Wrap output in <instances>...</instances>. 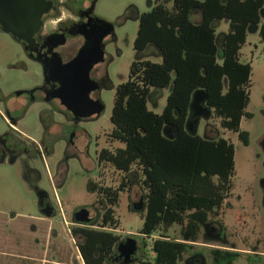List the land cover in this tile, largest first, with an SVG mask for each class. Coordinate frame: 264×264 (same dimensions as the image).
I'll return each instance as SVG.
<instances>
[{
  "label": "trees",
  "instance_id": "16d2710c",
  "mask_svg": "<svg viewBox=\"0 0 264 264\" xmlns=\"http://www.w3.org/2000/svg\"><path fill=\"white\" fill-rule=\"evenodd\" d=\"M194 10L200 21L192 19ZM264 0H173L170 8L155 0L138 18L133 47L157 49L160 62L139 59L130 65L128 79L119 84L110 120L112 141L124 144L98 152L99 163L124 173L118 188L98 186L102 217L97 227L73 226L71 234L84 264H112L120 235L114 205L120 191L131 189L130 172L141 171L145 191L143 227L146 237L162 230L152 243L153 258L118 264H182L190 241L198 239L201 224L217 215L233 188L235 148L224 137H202L187 128L194 92L207 93L206 105L223 128L238 132L244 144L249 133L240 130L250 101L251 63L240 60L248 31L257 26L264 43ZM226 21L227 32L217 25ZM264 53V46H263ZM169 89L161 113L148 107L152 89ZM180 226L181 240L167 235ZM145 243V242H144ZM234 256L225 257L230 264Z\"/></svg>",
  "mask_w": 264,
  "mask_h": 264
},
{
  "label": "rangeland",
  "instance_id": "374dc122",
  "mask_svg": "<svg viewBox=\"0 0 264 264\" xmlns=\"http://www.w3.org/2000/svg\"><path fill=\"white\" fill-rule=\"evenodd\" d=\"M170 8L173 0H162ZM155 0H95L93 14L108 29L105 44V62L97 66L99 72H108L110 83L104 85L99 95L103 102V112L94 119L82 120L79 125L71 128L64 119L57 122L64 125L63 132L55 141L54 150L47 158V171H42L40 186L45 189L57 208L56 217L37 220L33 217L42 216L35 203V192L23 177L24 164L13 166L0 165V213L3 218L15 213L19 218L13 224H3L0 221V251L10 255L0 256V264H30L27 258L34 254L33 264H42L37 259L46 258L45 264H84L76 247L77 239L72 236L73 226L97 227L102 216V209L97 203L98 186L118 188L124 173L116 170L110 163H99L98 152L107 148L114 151L124 144L112 141L110 133L113 124L110 120L114 104L116 88L128 79L131 63L138 55L141 59L160 62L155 47L140 53L133 47L138 29V16L149 11ZM200 14L195 12L192 19ZM219 34L227 32L226 21L217 25ZM264 43L256 32L248 31L247 39L240 50V60L249 61L252 71L250 76V101L246 111L252 117L244 116L240 130L249 133V144L245 145L239 138L238 132L223 128L221 119L211 111L210 116H201L196 122L195 133L202 137H224L233 143L235 148V171L232 178L233 188L226 201L218 208V218L230 228L236 229V215L242 209L255 211L260 227L263 243L260 251L264 252V210L260 208L264 194V152L262 140L264 138ZM140 53V54H139ZM25 61V66L19 61ZM41 73L37 65L28 62L20 47L11 38L0 32V88L4 93L18 89L22 85L40 83ZM169 89H152L148 97V107L155 113H161L166 104ZM28 134L36 136L40 131L36 107L27 119ZM3 122L0 118V127ZM74 133L73 143L69 136ZM131 189L120 191L119 200L114 205L115 216L119 220V227L115 233L120 235V241L128 237L135 239L139 248L135 259L153 258V240L162 234V230L146 237L140 234L143 227V212L132 210L133 204L143 202L145 191L140 184L141 171L133 167L130 172ZM93 188V190H92ZM82 209H88L97 214L98 220L90 225H83L73 221L74 214ZM32 218H31V217ZM250 217V216H249ZM35 219V220H34ZM180 226L169 228L167 235L171 238L182 239ZM259 236V233L257 237ZM145 242V243H144ZM222 246L214 241L201 243ZM118 247V246H117ZM116 247L112 264L122 261ZM243 247V246H240ZM208 247H205V249ZM207 249L203 252L206 254ZM187 254H185L186 256Z\"/></svg>",
  "mask_w": 264,
  "mask_h": 264
},
{
  "label": "flooded vegetation",
  "instance_id": "af4514ba",
  "mask_svg": "<svg viewBox=\"0 0 264 264\" xmlns=\"http://www.w3.org/2000/svg\"><path fill=\"white\" fill-rule=\"evenodd\" d=\"M50 1L52 5L43 11L31 35L19 34L18 27L15 32H7L0 22V32L11 38L22 50L24 58L37 65L41 73L40 83L22 85L8 93L0 88V118L3 122L0 127V165L24 164L23 177L35 192V203L42 214L33 218L41 220L56 217L57 214V208L48 192L40 186L42 171H47V158L54 150L57 136L64 130V125L58 123L57 119H64L74 128L82 120L97 118L104 109L100 113L96 112V106L103 105L99 93L104 85L110 83L108 72L101 73L97 69L100 63L105 62L104 40L109 31L93 14L95 0ZM87 39L92 41L87 56L90 61L97 62L93 63L89 71V82L86 84L90 90L88 108L84 110L80 99L76 104L67 101L66 90L62 87L65 86L64 65L78 55ZM151 47L154 46L139 52L143 53ZM139 59L140 55L136 60ZM19 64L26 65L24 60L19 61ZM35 107L40 131L33 136L23 128H27L26 119ZM74 136L72 133L68 137L70 143H73ZM248 144L249 140L245 145ZM261 146L264 152V138ZM260 208L264 210V194ZM252 209V212L250 209H241L237 213L236 229L233 232L214 216L203 222L198 239L189 242V251L182 256V264H221L229 256H234L230 264H264V252L259 250L263 243L260 231L262 226L255 214L259 208L252 206ZM93 216L91 223L99 219L97 214ZM18 219L15 213L5 219L0 213L3 224H13ZM201 240L218 242L222 246L201 243ZM205 247H208L206 254L203 252Z\"/></svg>",
  "mask_w": 264,
  "mask_h": 264
},
{
  "label": "water",
  "instance_id": "95a60500",
  "mask_svg": "<svg viewBox=\"0 0 264 264\" xmlns=\"http://www.w3.org/2000/svg\"><path fill=\"white\" fill-rule=\"evenodd\" d=\"M51 5L50 0H0V22L7 32H15L18 27L19 34L28 33L26 35H31L39 24L43 11H46ZM91 44L92 41L87 39L78 55L64 65L65 86L62 89L66 90L67 101L76 104L80 99V105L84 110L88 108L90 90L86 84L89 82V71L93 63L97 62V60L90 61L87 56ZM207 98V93L203 89L196 90L192 96L187 128L194 134L198 118L200 116L208 117L211 114L210 108L206 105ZM102 109V104L96 106L97 113H100ZM194 119L195 121H193ZM132 210L136 212L143 210V203H134ZM47 215L50 214L47 213ZM93 215L88 209H82L74 214V221L88 224L92 222ZM117 248L122 262L128 263L134 260L139 246L135 239L128 237L125 241L119 242Z\"/></svg>",
  "mask_w": 264,
  "mask_h": 264
},
{
  "label": "crops",
  "instance_id": "0c3cea01",
  "mask_svg": "<svg viewBox=\"0 0 264 264\" xmlns=\"http://www.w3.org/2000/svg\"><path fill=\"white\" fill-rule=\"evenodd\" d=\"M195 12H198V13L200 14V16H199L197 19L194 18V21L198 22V21H200V19H201V13H200L199 10H194L193 13H192V17H193V14H194ZM263 19H264V14H263ZM250 31L258 33V28H257V26L254 27V28H251ZM37 220L39 221V220H41V219H37ZM1 255H2V256H7V255H10V254H8L7 252H4V251H3V252L0 251V256H1ZM33 255H34V254L32 253V255H30V257L27 258V261H30V264H33L34 261H36V258H35ZM42 257H43V258H41V259H37L38 262H42V264H45V263H48V262H49V260L46 258V254H45V253L43 254Z\"/></svg>",
  "mask_w": 264,
  "mask_h": 264
}]
</instances>
